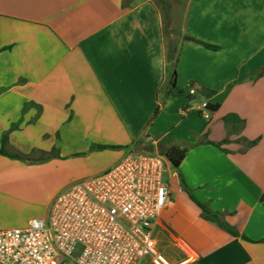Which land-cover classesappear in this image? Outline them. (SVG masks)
Instances as JSON below:
<instances>
[{
  "label": "crops",
  "instance_id": "obj_1",
  "mask_svg": "<svg viewBox=\"0 0 264 264\" xmlns=\"http://www.w3.org/2000/svg\"><path fill=\"white\" fill-rule=\"evenodd\" d=\"M198 98L220 105L210 119ZM4 136L8 153L36 161L0 154V230L46 219L61 191L130 153L175 146L187 155L178 167L163 155L160 253L264 264V0H0V149ZM168 233L199 258L186 261Z\"/></svg>",
  "mask_w": 264,
  "mask_h": 264
},
{
  "label": "built area",
  "instance_id": "obj_2",
  "mask_svg": "<svg viewBox=\"0 0 264 264\" xmlns=\"http://www.w3.org/2000/svg\"><path fill=\"white\" fill-rule=\"evenodd\" d=\"M201 109L210 119L209 104ZM169 195L164 156L130 153L106 173L61 191L46 219L0 230V264H170L155 239ZM168 237L186 261L199 258L185 240Z\"/></svg>",
  "mask_w": 264,
  "mask_h": 264
},
{
  "label": "trees",
  "instance_id": "obj_3",
  "mask_svg": "<svg viewBox=\"0 0 264 264\" xmlns=\"http://www.w3.org/2000/svg\"><path fill=\"white\" fill-rule=\"evenodd\" d=\"M169 33L170 32L167 30L166 31L167 37H168ZM186 40L196 42V43L201 44V45H203L209 49H218L217 46L208 44L206 42H203L201 40H198V39L190 37V36H186ZM178 55H179V46L176 43L171 42L168 45V49H167V62H168V71L170 73L168 85L171 86V88L173 90H177L176 64L178 62ZM219 107H220L219 104H216V105L209 104V108L212 110V112H216ZM225 119L227 121L232 122L233 124H235L236 122H238L239 124L242 123V121L235 115L227 116ZM6 143H7V136H4L2 139V148L0 149V154H2L4 156H11L13 158L26 159V160H31V161L35 160L36 161V159H32V157L27 156V155H12V154L8 153L5 150ZM254 144H256V142H251V145H254ZM163 155H165V157L169 161H171L174 166L178 167L182 163V161L185 159V157L187 155V151H186V149H181V148L174 146V147H170L169 149H167ZM262 202H264V196L262 197ZM221 226H223V225L221 224ZM230 232H232V234H234L233 231H230Z\"/></svg>",
  "mask_w": 264,
  "mask_h": 264
},
{
  "label": "rangeland",
  "instance_id": "obj_4",
  "mask_svg": "<svg viewBox=\"0 0 264 264\" xmlns=\"http://www.w3.org/2000/svg\"><path fill=\"white\" fill-rule=\"evenodd\" d=\"M164 1H167V2H169V1H171V3L172 4H176L177 5V7H179V3H180V1H183V0H164ZM165 6V5H164ZM173 6V5H172ZM166 7V6H165ZM180 8H177V15H173V14H171V16L173 17V19H181V20H184V15H182V13H181V15H180V10H179ZM166 12L167 11H170V8L169 7H166ZM168 13V12H167ZM167 13H166V17H167ZM172 13V12H171ZM175 16V17H174ZM176 23L177 24H179L176 20L174 21L173 20V24H171V27L172 26H174V28H175V26H176ZM199 100H198V102H200V103H202L203 101H204V99L203 98H198ZM148 151H151V150H148ZM155 152V151H154ZM74 178V177H73ZM69 180H72V178H70ZM58 185H59V183L57 182V180H54V181H52L51 182V184L49 185V187L47 188V190H46V192H45V198L46 197H48L49 195H52V194H54L56 191H57V189H58ZM160 247H161V250L165 253V251L164 250H172V248L169 246V244H168V242L166 241V240H164V241H162L161 243H160ZM166 254V253H165Z\"/></svg>",
  "mask_w": 264,
  "mask_h": 264
}]
</instances>
